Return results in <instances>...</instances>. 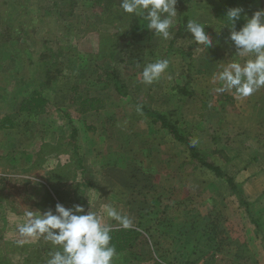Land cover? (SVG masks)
Here are the masks:
<instances>
[{
	"label": "rangeland",
	"instance_id": "1",
	"mask_svg": "<svg viewBox=\"0 0 264 264\" xmlns=\"http://www.w3.org/2000/svg\"><path fill=\"white\" fill-rule=\"evenodd\" d=\"M261 9L264 0H255L243 11L250 18ZM187 12L205 24L215 46L204 51L187 32L173 42L183 55L167 51L173 36L118 42L130 15L97 0H0V47L8 43L0 49V118L9 116L18 126L0 137L1 208L25 213L79 203L85 212L103 215V206L111 205L142 235L137 255L118 256L116 264H229L234 240L264 264V87L246 98L234 90L218 92L223 67L249 57L237 56L230 29L222 27L224 0H192ZM158 59L169 60L168 71L145 85L140 73ZM112 72L126 96L107 81ZM35 90L48 99L46 112L20 113ZM81 97L99 98L104 107L81 113ZM141 107L176 120L209 163L241 184L260 233L227 186L147 124ZM5 151L12 158L6 160ZM20 243L1 244L0 264H46L47 242Z\"/></svg>",
	"mask_w": 264,
	"mask_h": 264
},
{
	"label": "clouds",
	"instance_id": "2",
	"mask_svg": "<svg viewBox=\"0 0 264 264\" xmlns=\"http://www.w3.org/2000/svg\"><path fill=\"white\" fill-rule=\"evenodd\" d=\"M176 4L177 0H121L120 8L130 16L147 20V28L167 41L173 36L172 29L179 16ZM242 11V8L228 9L222 27L230 29L228 40L237 56L249 58L243 64L233 61L223 67L217 77L223 86L217 91L234 90L246 98L264 87V9L254 12L250 18L243 17L246 22L236 30ZM205 28L197 19H189L185 25L190 42L202 45L199 48L204 51L215 46ZM168 69L167 59L149 62L140 73L141 80L145 85H152ZM192 143L195 146L196 141ZM112 221L125 230L132 227V220L111 205H104L100 215L92 210L85 212L84 205L79 203L71 208L57 203L54 210H28L24 221L17 226V233L22 240L43 239L50 245L46 264H116L118 253L112 244Z\"/></svg>",
	"mask_w": 264,
	"mask_h": 264
},
{
	"label": "trees",
	"instance_id": "3",
	"mask_svg": "<svg viewBox=\"0 0 264 264\" xmlns=\"http://www.w3.org/2000/svg\"><path fill=\"white\" fill-rule=\"evenodd\" d=\"M226 3L227 10L231 8H242L244 11L248 8V6L254 2L255 0H224ZM95 2V0H94ZM192 0H177L176 10L178 13L177 22L175 23L172 32L173 38L169 42L168 47L166 48L170 54H178L183 55V51L181 49H177L173 47V42L186 34L185 25L187 21L190 19L189 14L187 12L189 4H191ZM97 3L101 6H105L106 8H120L121 0H97ZM242 11L241 16L242 19L237 22L236 30H239L240 27L246 22L243 17L246 16V12ZM131 19L127 26H125V30L122 32L121 37H117L118 42L125 40V43H138L143 40L151 41L153 38L157 37L152 30L147 28V20L142 19L138 16H130ZM5 33L3 32L0 34V37L3 36ZM187 35V34H186ZM9 36V34H8ZM10 37V36H9ZM116 40V42H117ZM124 42V41H123ZM8 43L4 41L1 44L0 49L7 46ZM22 45V44H21ZM10 46H13L10 44ZM23 46V45H22ZM16 49V47H14ZM23 51L28 56V61L30 60V53L27 47H24ZM11 54V53H10ZM187 57L190 56L189 52ZM14 56V55H13ZM52 69V66H47L46 73ZM60 71H57V73ZM107 81L110 82L113 89L116 93L121 94L122 96H126L125 91H123V87L118 80V76L115 72L110 73L106 76ZM183 95H190L187 92V89L182 88L180 89ZM221 98H224L226 101L231 102L232 98L223 94ZM79 108L81 113H97L103 109L104 105L101 99L96 97L90 98H83L81 97L78 100ZM49 103L48 99L45 98L43 95L42 90H35L31 91L29 95L21 102L18 111L20 113L25 114H41L45 113L47 110ZM140 116L144 119V121L152 126H156L159 130L164 131L174 142L178 143L179 145L184 146L185 150L187 151L188 155L190 156V161L195 167L200 170H205L206 172L210 173L215 179L224 183L230 194L236 198L239 205L244 208L247 212L249 219L256 229V233L261 232V228L259 227L258 218L253 217L250 210L249 204L245 201L241 184L237 183L234 178L229 177L225 174L224 170L217 165L209 163L207 161V154H202L200 151L193 146V143L184 132L178 126L176 120L172 119L167 115H161L151 110L146 109L145 107L140 108ZM18 127L15 120L9 116H3L0 118V131L2 130H12ZM72 133L75 134V129L72 128ZM50 196V195H49ZM48 197V196H46ZM112 244L115 246L118 256H126L130 258H134V255L137 248V241L141 238V233L138 229L129 228L127 230L119 227V228H112ZM263 239V237H262ZM230 245L236 248V253L232 260L229 261V264H257L253 257L250 255L246 247L236 240L229 241ZM135 252V253H134ZM137 255V254H136ZM153 264H165L158 260H153Z\"/></svg>",
	"mask_w": 264,
	"mask_h": 264
},
{
	"label": "crops",
	"instance_id": "4",
	"mask_svg": "<svg viewBox=\"0 0 264 264\" xmlns=\"http://www.w3.org/2000/svg\"><path fill=\"white\" fill-rule=\"evenodd\" d=\"M16 128H14L12 130L0 131V137L3 136V138H4L5 135L7 137L10 136L9 133H13ZM2 134H4V135H2ZM11 135L14 136V134H11ZM7 137H5V138H7ZM0 153H1V151H0ZM10 157H11V154L8 151H5L4 158L6 160H8ZM26 159H27V157H26ZM4 183H5V181L3 179H0V187L1 188L3 187ZM0 197H1V193H0ZM3 200L4 199H0V221L2 222V224H1L2 226L0 227V242H1L0 246H1V244H2V246H3V244H12V243L21 244L20 242H22L23 240L21 239V237L17 233V226L24 221V214L27 211L25 213L18 212V211H16V209L12 208V205H10V207L1 208L2 206H4L6 204L5 201H3ZM49 200L52 203L50 198H49Z\"/></svg>",
	"mask_w": 264,
	"mask_h": 264
}]
</instances>
